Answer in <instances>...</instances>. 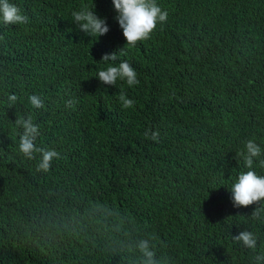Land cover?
I'll use <instances>...</instances> for the list:
<instances>
[{
    "label": "trees",
    "instance_id": "16d2710c",
    "mask_svg": "<svg viewBox=\"0 0 264 264\" xmlns=\"http://www.w3.org/2000/svg\"><path fill=\"white\" fill-rule=\"evenodd\" d=\"M14 2L29 20L0 24V264H136L124 245L149 234L172 264H248L231 235L256 205L226 185L243 142L264 143V0H158L166 22L132 48L111 0H95L110 25L96 42L70 16L91 0ZM123 47L140 83L103 85L99 60ZM9 92L45 106L8 107ZM28 114L60 153L48 172L18 151Z\"/></svg>",
    "mask_w": 264,
    "mask_h": 264
},
{
    "label": "clouds",
    "instance_id": "9594fccd",
    "mask_svg": "<svg viewBox=\"0 0 264 264\" xmlns=\"http://www.w3.org/2000/svg\"><path fill=\"white\" fill-rule=\"evenodd\" d=\"M111 5L115 12L114 19L126 38L125 45L128 48L135 47L138 41L150 38L157 24H163L168 18V11L161 7L158 0H111ZM70 16L75 30L84 37H96L95 42L110 31L107 17L96 11L95 0L74 7ZM28 20L29 17L14 0H0V24L23 25ZM122 51L126 49L123 47L118 52L105 54L99 60L104 61L105 66L99 68L93 77L103 85L116 86L118 81L126 82L129 87L138 85L140 80L132 64L126 59L117 62V54ZM119 100L124 108L133 107L135 104L123 91ZM25 102L33 110L45 106L42 96L36 93L20 96L9 92L6 96L8 107H16L17 104ZM75 102L68 101V104L74 105ZM14 126L18 132L19 153L27 159H33L39 154L37 170L48 172L52 162L60 157V153L55 148L43 147L37 143L41 132L35 117L31 114L17 116ZM144 135L153 141L160 138L159 130L146 129ZM238 155L243 160V169L238 170L232 176L230 186H226L234 207L256 205L250 217L256 227L245 228L238 235H231V239L235 246L247 249L253 254L248 264H264V232L259 230L264 228V143L258 142L255 137L248 138L243 142ZM124 247L132 252L138 251L136 264H172L169 256L157 254L158 247L152 234L128 242Z\"/></svg>",
    "mask_w": 264,
    "mask_h": 264
}]
</instances>
